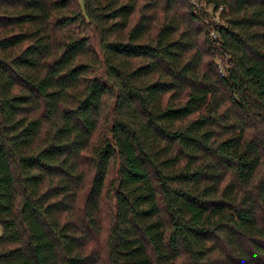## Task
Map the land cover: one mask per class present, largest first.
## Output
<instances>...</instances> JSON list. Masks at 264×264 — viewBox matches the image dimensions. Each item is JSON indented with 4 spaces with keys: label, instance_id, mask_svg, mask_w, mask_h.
I'll return each mask as SVG.
<instances>
[{
    "label": "trees",
    "instance_id": "16d2710c",
    "mask_svg": "<svg viewBox=\"0 0 264 264\" xmlns=\"http://www.w3.org/2000/svg\"><path fill=\"white\" fill-rule=\"evenodd\" d=\"M203 1L0 0V264H264V0Z\"/></svg>",
    "mask_w": 264,
    "mask_h": 264
},
{
    "label": "rangeland",
    "instance_id": "374dc122",
    "mask_svg": "<svg viewBox=\"0 0 264 264\" xmlns=\"http://www.w3.org/2000/svg\"><path fill=\"white\" fill-rule=\"evenodd\" d=\"M79 1L83 4L84 0H79ZM186 1L189 2V0H186ZM202 6H205L206 9L211 11L212 16H214V17H209L208 20H211V19H214V21H223L224 20V18H223V20H222V18H220V9L214 10L210 5H207L203 0H200L199 7H202ZM187 8H188V4L182 2V9L185 10ZM139 16H140L139 12H136L134 14V19L137 20L139 18ZM198 24H199V22H198ZM200 25H201V23H200ZM89 35H91V33ZM90 44L97 48L98 41L94 40V36H92V39H90ZM107 100L109 101L108 105H111L113 99L111 97H108ZM108 105H107L106 109L108 108ZM107 112H109V108L107 109ZM103 124H105V123H103ZM114 173L115 172L112 171L110 176H113ZM101 202H102V213H103V215H102V225H103V229L104 230L101 232L100 237L98 239H95L91 243V245H92L91 247L94 248V249H99L102 252H105V246H106L105 240H106V238L108 236V233H109V230H110V227H111V223L113 221L114 201H113V199H111V198H109L108 196L105 195V196L102 197ZM1 232H2V228L0 226V233Z\"/></svg>",
    "mask_w": 264,
    "mask_h": 264
},
{
    "label": "built area",
    "instance_id": "2783aa9c",
    "mask_svg": "<svg viewBox=\"0 0 264 264\" xmlns=\"http://www.w3.org/2000/svg\"><path fill=\"white\" fill-rule=\"evenodd\" d=\"M191 2H193V3L197 4V5H199L200 0H191Z\"/></svg>",
    "mask_w": 264,
    "mask_h": 264
}]
</instances>
